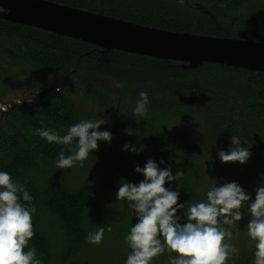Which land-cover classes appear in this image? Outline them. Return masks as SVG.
I'll use <instances>...</instances> for the list:
<instances>
[{"label":"trees","instance_id":"16d2710c","mask_svg":"<svg viewBox=\"0 0 264 264\" xmlns=\"http://www.w3.org/2000/svg\"><path fill=\"white\" fill-rule=\"evenodd\" d=\"M46 1L150 28L264 43V0H197L198 6L180 0ZM182 65L0 19V100L17 89L35 92L29 102L0 111V171L34 198L29 247L42 264H126L131 250L125 236L138 221L128 201H117V191L122 178L143 180L135 168L150 158L173 175L185 173L165 184L179 191L178 204L203 201L215 184L228 182L255 199L264 181V72ZM142 91L149 95L143 117L133 113ZM97 118L105 119L99 130L112 133L111 143L98 142L82 167L57 169L60 152L71 154L68 147L49 143L35 129L54 128L63 136L70 125ZM233 135L250 147L244 164L219 158L232 147ZM125 144L138 152L123 150ZM241 211L240 231L231 241L239 253L227 264H254L256 241L246 228L251 217L247 207ZM177 215L183 223V210ZM101 226V243H89L88 233ZM177 255L166 250L152 264H169Z\"/></svg>","mask_w":264,"mask_h":264},{"label":"clouds","instance_id":"9594fccd","mask_svg":"<svg viewBox=\"0 0 264 264\" xmlns=\"http://www.w3.org/2000/svg\"><path fill=\"white\" fill-rule=\"evenodd\" d=\"M9 12L0 6V13ZM139 95L133 113L143 117L147 114L149 95L144 91ZM105 123L104 118L81 120L70 125L63 136L54 128L35 129V134L49 143L67 146L71 154L65 155L62 150L56 168L71 169L77 163L82 167L89 154L98 150V142L111 143L112 133L99 130ZM74 142L75 147L72 146ZM231 142L228 151L218 153L221 162L244 164L252 155L250 147H242L235 135ZM123 150L138 152L131 144H125ZM135 171L144 179L134 184L122 178L116 197L117 201L129 202L138 221L125 236L124 242L131 250L126 264H152L153 259L166 250L178 254L170 256L169 264H227L239 253L231 241L234 230L239 234L237 222L245 215L241 211L245 207L251 217L246 225L247 233L256 241L254 264H264V181L256 189L254 200L238 183L228 182L220 186L215 184L203 201L178 204L179 191L171 190L165 184L179 181L185 175L183 171L178 170L173 175L171 167L161 169L151 158L144 167L137 166ZM21 197L28 202L27 205L20 202ZM33 199L25 185L13 181L8 172L0 171V264H42L35 247H29V241L35 235L32 214L37 208ZM181 210L183 223L181 216L177 215ZM107 231H112L110 225ZM104 234L105 227L101 226L89 232L87 240L99 245Z\"/></svg>","mask_w":264,"mask_h":264},{"label":"water","instance_id":"95a60500","mask_svg":"<svg viewBox=\"0 0 264 264\" xmlns=\"http://www.w3.org/2000/svg\"><path fill=\"white\" fill-rule=\"evenodd\" d=\"M9 9L0 19L80 40L106 51L181 62L264 72V43L199 36L150 28L46 0H0Z\"/></svg>","mask_w":264,"mask_h":264},{"label":"rangeland","instance_id":"374dc122","mask_svg":"<svg viewBox=\"0 0 264 264\" xmlns=\"http://www.w3.org/2000/svg\"><path fill=\"white\" fill-rule=\"evenodd\" d=\"M180 2L186 5L198 6L196 4L198 3L197 0H180ZM13 92L14 94L8 95L6 98L0 100V111H2L3 109L6 110V108H8L11 105V103L20 104L24 102H29L35 96V92L33 90L26 91V90L17 89L14 90ZM84 177L88 178L89 174H85Z\"/></svg>","mask_w":264,"mask_h":264},{"label":"built area","instance_id":"2783aa9c","mask_svg":"<svg viewBox=\"0 0 264 264\" xmlns=\"http://www.w3.org/2000/svg\"><path fill=\"white\" fill-rule=\"evenodd\" d=\"M4 110V109H3Z\"/></svg>","mask_w":264,"mask_h":264}]
</instances>
